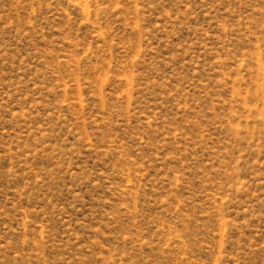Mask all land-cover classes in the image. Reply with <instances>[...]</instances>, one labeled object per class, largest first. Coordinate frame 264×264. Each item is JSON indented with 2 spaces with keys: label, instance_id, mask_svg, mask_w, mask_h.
Returning a JSON list of instances; mask_svg holds the SVG:
<instances>
[{
  "label": "rangeland",
  "instance_id": "1",
  "mask_svg": "<svg viewBox=\"0 0 264 264\" xmlns=\"http://www.w3.org/2000/svg\"><path fill=\"white\" fill-rule=\"evenodd\" d=\"M0 264H264V0H0Z\"/></svg>",
  "mask_w": 264,
  "mask_h": 264
}]
</instances>
